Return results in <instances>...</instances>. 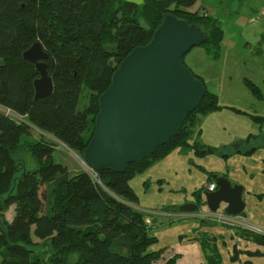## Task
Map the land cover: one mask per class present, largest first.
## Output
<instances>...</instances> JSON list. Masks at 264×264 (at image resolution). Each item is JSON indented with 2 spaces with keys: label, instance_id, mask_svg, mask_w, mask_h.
I'll use <instances>...</instances> for the list:
<instances>
[{
  "label": "trees",
  "instance_id": "16d2710c",
  "mask_svg": "<svg viewBox=\"0 0 264 264\" xmlns=\"http://www.w3.org/2000/svg\"><path fill=\"white\" fill-rule=\"evenodd\" d=\"M198 1L145 0L137 6L123 0H0V264H36L33 257L42 247L48 248L55 264H158L161 253L150 251L158 239L136 207L140 198L131 181L177 149L201 158L218 153L197 142L191 146L186 129L193 132L201 116L225 109L219 97L206 87L177 136L152 156L130 164L123 174L97 171L99 182L83 169L71 176L54 153L59 141L82 158L95 131L99 97L128 54L151 41L165 14L203 27L209 37L200 47L211 59L221 58L224 29L220 20L191 11ZM138 10L149 28L138 22ZM36 42L48 53L53 80L52 94L42 99L35 98L34 87L40 74L23 57ZM112 59L118 60L116 66ZM245 86L256 99H264L261 87L250 81ZM85 90L91 96L82 106ZM35 129L45 135L37 139ZM24 139L29 143L22 145ZM25 151L30 162L18 157ZM213 176L209 173V180L215 182ZM49 184L50 208L42 192ZM204 191L193 193L198 204L204 202ZM11 207L14 216L8 221ZM210 259L212 264L218 261ZM166 264H176V259Z\"/></svg>",
  "mask_w": 264,
  "mask_h": 264
},
{
  "label": "rangeland",
  "instance_id": "374dc122",
  "mask_svg": "<svg viewBox=\"0 0 264 264\" xmlns=\"http://www.w3.org/2000/svg\"><path fill=\"white\" fill-rule=\"evenodd\" d=\"M197 5L193 10L191 9L193 13L220 20L224 29L222 56L219 60H213L208 57L203 47H196L186 55L185 65L203 79L207 89L219 97L221 105L234 106L250 114L264 116V102L257 101L245 86V81H250L263 89L264 55L261 57L258 52H261L264 46V0H199ZM141 15L142 11L138 10L135 15L138 22L149 28L147 21ZM111 64L116 66L118 60L112 59ZM90 96L91 92L85 90L82 106L88 103ZM228 122L233 123L230 120ZM228 122L226 127L232 130ZM247 122H249L248 128L246 123L244 127L250 132L251 126L254 128L256 124ZM207 125H210L209 121L206 128ZM198 126L199 124L195 126L193 132L189 127L186 129L189 133L188 137L191 138V146L204 139V137L197 138ZM234 126H237V123ZM261 129L262 134L258 139L253 136L250 141H243L238 146L228 144L227 148H221L216 155H207L205 160H197L195 154L191 155L193 151L177 149L161 164L131 181L140 198L138 207L146 216L145 221L149 226L150 234L158 239V243L150 247V251L161 253L158 264H166L171 258L176 259V264H212L210 257L216 258L217 263L232 264L231 260H235L232 258L234 256L237 258L238 255L236 259L238 262L235 264H264V255L250 256L245 253L258 251L264 254V150H258L249 159H244L246 154H243L247 149L262 145L264 126ZM235 130L236 135H233L235 138L249 133L242 134L236 127ZM33 134L40 139L44 133L35 129ZM207 136L211 140L212 135L209 136L207 133ZM220 136L219 143H229L228 132L222 131ZM56 142L58 144L54 153L56 162L66 165L71 176L78 174L80 169H83L81 157L59 141ZM26 143H29L26 139L21 142L22 145ZM18 155L27 162L32 159L27 151ZM184 155L190 157L189 165V159ZM172 161L178 162L177 172H174L175 169L170 166ZM200 167L206 171H228L232 179L230 181L234 185L244 187L243 200L246 209L240 216L235 217L244 224L229 223L223 218L224 205L214 215L215 219L210 216L196 218L194 214L180 211L181 206L195 202L193 193L204 185L206 171L201 170ZM33 168L30 163L29 169ZM175 187L178 189L174 190ZM42 192L47 207L50 208L53 203L52 185L43 186ZM177 205L180 207L178 208ZM173 209H175L174 213H172ZM165 211H170L168 216L164 215ZM203 211L210 212L207 206L203 207ZM13 216L14 207H11L6 212V218L11 221ZM33 259L36 264H55L47 247L40 248Z\"/></svg>",
  "mask_w": 264,
  "mask_h": 264
},
{
  "label": "water",
  "instance_id": "95a60500",
  "mask_svg": "<svg viewBox=\"0 0 264 264\" xmlns=\"http://www.w3.org/2000/svg\"><path fill=\"white\" fill-rule=\"evenodd\" d=\"M142 6L145 0H123ZM207 31L171 13L165 14L151 41L134 48L112 76L111 85L98 100L99 114L92 139L82 158L97 171L126 172L130 164L152 156L175 138L187 115L204 98L206 85L184 64L186 55L208 40ZM23 57L36 66L35 98L49 97L53 80L47 68L48 53L40 42ZM218 189L203 192L204 202L180 207L197 214L207 206L212 213L225 206V217L246 209L244 187L225 176L214 175Z\"/></svg>",
  "mask_w": 264,
  "mask_h": 264
},
{
  "label": "crops",
  "instance_id": "0c3cea01",
  "mask_svg": "<svg viewBox=\"0 0 264 264\" xmlns=\"http://www.w3.org/2000/svg\"><path fill=\"white\" fill-rule=\"evenodd\" d=\"M199 2V1H198ZM198 4V3H197ZM195 5L193 8H192V10L195 8V7H197L198 5ZM262 42V41H261ZM258 54L259 55H261V57H262V55H264V46L262 47V51L261 52H258ZM263 60H264V57L262 58ZM264 64V63H263ZM262 91H263V93H264V82H263V89H262ZM257 101H259V102H264V99L263 100H258V99H256ZM220 101V100H219ZM222 106L225 108V109H221V110H218V111H215V112H212V113H208L207 115H204L201 119H200V122H199V126H198V131L196 132V133H198V136H197V138L199 137V138H201V137H204V139H201V142H198L201 146H203V147H206V148H208V147H210V148H216V149H218V150H220L221 148H227L228 147V144L230 145V144H232V145H234V146H238L240 143H243V141H246V142H248V141H250L249 139L251 138V137H253V136H256L257 137V139L259 138V136L262 134L261 133V131H262V127L264 126V121H262V122H259V123H256V122H254L251 118H250V115H253V114H250V113H248V112H246V111H244V110H242V109H239V108H237V107H234V106H227V105H223L222 104ZM229 108H235V109H238V110H241V111H243V113H237V112H235V111H233V110H231V109H229ZM254 116H259V115H254ZM260 117H264V116H260ZM243 119H248V120H243ZM214 120H215V122H214ZM232 121L233 123H230V122H228V121ZM207 121H209L210 122V125H207V128H206V124H207ZM247 121H251L250 123H255L256 125H258V126H254V128H253V126H251L252 128H251V131L249 132L248 130H246L245 129V127H244V124L246 123V127L248 128V125H249V122H247ZM227 122H228V125H229V128H231L232 130H228L227 129ZM235 123H237V126H234V124ZM240 123H242V125H238V124H240ZM209 126H210V128H209ZM243 126V127H242ZM235 127H236V129H239L240 130V132H242V134L244 133V132H249V133H244L242 136L240 135V136H238V137H236L235 138V136H233V135H236V130H235ZM258 128V130L256 131V129ZM208 129H209V132H208ZM222 131H224V132H228V137H229V143H227V144H224L223 142L222 143H219V140L221 139V136H220V133L222 132ZM207 133H208V135L209 136H211L212 135V138H211V140L208 138V136H207ZM49 136V135H48ZM47 136V137H48ZM49 137H51V136H49ZM240 140V141H239ZM263 141V140H262ZM231 145V146H232ZM223 146V147H222ZM255 148H252V150H254ZM260 149H263L264 150V142L262 143V145H259L257 148H256V151L255 152H252V153H248L249 152V149H247V150H245L244 151V153L243 154H246L245 155V158L244 159H249V158H251L253 155H255L257 152H258V150H260ZM240 150V149H239ZM234 152L235 151H237V150H233ZM173 152H175V151H173ZM172 152V153H173ZM172 153L169 155V156H167V157H165L163 160H161V161H159V162H157L155 165H153L150 169H152L153 167H155V166H157V165H159V164H161L165 159H167L168 157H170L171 155H172ZM217 153H215V154H213V155H216ZM191 155H194V153L193 152H191ZM210 156H212V155H210ZM236 156H238V155H236ZM184 157H186L187 159H189L188 160V165H189V163L191 162V159H190V157L189 156H187V155H184ZM195 157H196V159L198 160H205V159H207L206 158V156L205 157H203V158H201V157H197L196 155H195ZM234 157V156H233ZM238 157H241V156H238ZM232 158V157H231ZM170 166H172L175 170H174V172L176 171L177 172V167H178V162L177 161H172L171 163H170ZM189 168H190V166H189ZM200 169L201 170H203V171H206L205 169H203V168H201L200 167ZM82 170V168L80 169V171ZM149 170V169H148ZM147 170V171H148ZM146 171V172H147ZM209 173H213L214 175L215 174H218L219 176H225V177H227L229 180H232L231 179V176H230V174H229V172L228 171H225V170H210V171H206L205 172V174H206V177H205V182H204V185L200 188V189H207V185L209 184V183H211V182H214L213 180H209ZM144 174V173H143ZM142 174V175H143ZM139 176H141V175H139ZM214 177V176H213ZM233 182H235V181H233ZM144 183H146V182H144ZM233 184V183H232ZM239 184V183H238ZM178 186V185H177ZM178 189V187H175L174 188V190H177ZM197 190H199V189H197ZM196 190V191H197ZM245 192V191H244ZM249 193H251V192H249ZM195 197V196H194ZM196 199V198H195ZM195 202H196V200H195ZM138 209H140L139 207H138V205L136 206ZM177 207L179 208L180 207V205H177ZM180 209V208H179ZM141 210V209H140ZM174 210L175 209H173L172 211V213H174ZM142 211V210H141ZM181 211V210H180ZM182 212V211H181ZM170 213V211H165L164 212V215L166 214L167 216H168V214ZM182 213H186V212H182ZM195 216L194 217H196V218H200V217H205V216H210V217H212V219H215L214 218V214H210V213H207V212H205V211H202L201 213L199 212V213H197V214H194ZM219 217H223V216H221V215H219ZM223 218H226L225 216L223 217ZM202 219V218H201ZM227 219V218H226ZM228 221H229V223H232V222H240V223H242V224H244L243 222H241V221H239V220H237L236 218H228L227 219ZM256 228V227H255ZM195 241H197L196 240V238H193ZM197 243H199V242H197ZM254 244L255 245H257V246H259L260 247V245H258V243L257 242H254ZM201 248V247H200ZM257 249H259V248H257ZM256 249V250H257ZM202 250V249H201ZM236 262H238V261H233V260H231V263L232 264H235ZM214 264H223V263H214ZM244 264V263H243ZM254 264V263H253Z\"/></svg>",
  "mask_w": 264,
  "mask_h": 264
},
{
  "label": "built area",
  "instance_id": "2783aa9c",
  "mask_svg": "<svg viewBox=\"0 0 264 264\" xmlns=\"http://www.w3.org/2000/svg\"><path fill=\"white\" fill-rule=\"evenodd\" d=\"M8 114H12L9 110L6 111ZM64 145V144H63ZM65 146V145H64ZM67 147V146H65ZM67 149H69L67 147ZM82 164H83V170L86 171L95 181L99 182L98 179V172L96 169H94L91 165H89L83 158H81ZM217 188V184L215 182H211L207 185V191L209 192H214L216 191ZM227 218V217H226ZM228 219V218H227ZM149 221H147L148 223Z\"/></svg>",
  "mask_w": 264,
  "mask_h": 264
},
{
  "label": "flooded vegetation",
  "instance_id": "af4514ba",
  "mask_svg": "<svg viewBox=\"0 0 264 264\" xmlns=\"http://www.w3.org/2000/svg\"><path fill=\"white\" fill-rule=\"evenodd\" d=\"M201 207H202V209L200 210V213L203 211V207H204V206H201ZM198 213H199V212H198ZM209 213L215 215V214L218 213V212H216V213L209 212Z\"/></svg>",
  "mask_w": 264,
  "mask_h": 264
}]
</instances>
